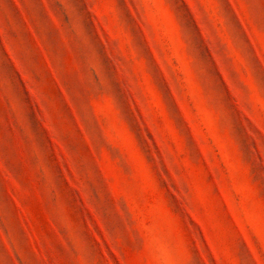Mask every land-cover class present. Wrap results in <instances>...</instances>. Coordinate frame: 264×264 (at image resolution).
I'll list each match as a JSON object with an SVG mask.
<instances>
[{
	"label": "rangeland",
	"instance_id": "1",
	"mask_svg": "<svg viewBox=\"0 0 264 264\" xmlns=\"http://www.w3.org/2000/svg\"><path fill=\"white\" fill-rule=\"evenodd\" d=\"M0 264H264V0H0Z\"/></svg>",
	"mask_w": 264,
	"mask_h": 264
}]
</instances>
